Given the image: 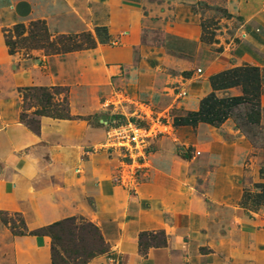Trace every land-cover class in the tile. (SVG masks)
Masks as SVG:
<instances>
[{
    "label": "crops",
    "instance_id": "0c3cea01",
    "mask_svg": "<svg viewBox=\"0 0 264 264\" xmlns=\"http://www.w3.org/2000/svg\"><path fill=\"white\" fill-rule=\"evenodd\" d=\"M232 4L242 39L209 64L202 81L193 73L181 74L193 71L188 41L180 36L174 41L169 33L158 48L142 41L140 27L129 44L106 48L98 42L87 52L36 53V64L13 73L12 88H68L75 119L41 117L36 135L20 123V100L8 102L9 86L0 88V210L21 214L29 230L84 217L99 227L111 247L110 254L90 264H264V213L258 210L264 205L254 206L258 191L239 182L240 162L250 149L227 121L222 131L229 144L213 128L218 168L189 175L174 156L153 154L139 182L125 190L117 183L119 153L101 149L107 125L82 119L108 111L120 97L134 102L170 98L181 87L190 91L186 110L197 111L203 97L214 92L210 78L242 66L260 68L264 104V0ZM131 8L127 15L114 16L113 24L137 27L141 18ZM182 12L176 11V20L193 23L194 16ZM97 27L109 30L96 25L93 34ZM238 90L215 93L237 97ZM195 94H200L197 105L191 107ZM202 125L210 126L201 123L198 129ZM157 231L165 232L167 246L141 254L139 235ZM0 264H52L51 239L12 235L0 220Z\"/></svg>",
    "mask_w": 264,
    "mask_h": 264
},
{
    "label": "rangeland",
    "instance_id": "374dc122",
    "mask_svg": "<svg viewBox=\"0 0 264 264\" xmlns=\"http://www.w3.org/2000/svg\"><path fill=\"white\" fill-rule=\"evenodd\" d=\"M232 2L233 0H0V88L4 90L6 86H9L10 94H8V102L12 97V99L15 97L16 100H20L19 120L24 109L29 108L31 104H40V99H30L25 108L23 100V93L25 92H22L24 88H17L15 86L12 88V75L26 68V66L36 64L33 61L36 53L46 56L53 55H47L44 50L31 49L29 43L22 41L24 36L14 38L19 42L17 45L18 49L14 55H10L8 48L5 46L4 36L6 30L13 29L17 24L29 27L31 22L38 20L46 23L52 38L60 35L93 34L96 25L108 26L112 37L111 42L106 48L118 47L133 42L132 38L136 37V34L138 36L139 27L142 41L158 48L164 47L166 34L171 33L172 40L174 41L176 37L177 39H182L180 37H183L184 40L188 41L186 51L189 53L188 58L190 59L189 62L192 65L191 69L193 71L181 74L184 77H188L193 73L196 75L198 81H202L209 64L217 61L220 53L226 49L228 50L230 45H237L240 43V39H242L240 20L233 11ZM131 7L137 9L135 14L136 19L141 18L139 23L137 21V27L134 28L133 26L131 29V26L127 27V25H121L120 27L114 25L113 22L115 20L113 17L120 14V12L123 15H127L128 11L132 9ZM177 10L178 12L183 11L188 13V15H193V23L189 19L177 21L175 18ZM188 21L190 22L187 23ZM167 38L169 39V37ZM93 49L85 48L69 53L87 52ZM238 91L242 95L241 87H239ZM189 92L186 87H181L170 98L152 97V102L147 100L134 102L120 97L119 101L109 103L107 106L108 111L83 119L96 126L101 125V122L105 123L107 127L113 124L118 125L124 121L123 115L131 116L136 109L141 108V104H146L157 115L169 113L172 120L171 123L174 124L173 131L155 139L149 158L153 154L156 156L172 155L179 163L184 165L183 172L186 171L189 175L191 171L198 173L204 170L216 169L219 166V162L216 159V149L212 147L215 144L214 132L216 130L213 129L215 127L202 125L198 129L199 125L196 128L175 125L177 117L191 112L186 110L184 106ZM65 93H60L54 98L52 109H56L58 101L62 102L64 100ZM225 93L227 94H223V97H234L231 96L230 92ZM33 94L35 95L36 93L33 92ZM198 95L195 94L194 97H191V107H196L198 101L196 97ZM261 107L259 125L252 123L250 120L251 105L247 103H241L233 108L232 116L227 121L231 128L236 131L237 135L246 141L250 149L248 155H245L240 162L242 166V175L240 174L242 177L239 180L240 185L246 189L255 191H259V185L264 184V104L262 100ZM35 111L36 108H29L27 110L26 113L29 115L28 120L32 118L37 120V116L32 115ZM24 126L26 127V125ZM216 129L224 141L229 144L231 141L230 137L222 131L224 129L222 125ZM207 136H209L208 140L210 141H206ZM118 157L121 161L127 162V159L123 155L118 154ZM1 168L2 164H0V171ZM120 169H123V163ZM143 173H137V182L133 186L126 187L123 185L126 188L125 190L134 188V185L139 182ZM119 175L117 179H119ZM258 210H261L263 215L264 208L261 207ZM11 215H14V213ZM13 218L18 220V217L14 216Z\"/></svg>",
    "mask_w": 264,
    "mask_h": 264
},
{
    "label": "trees",
    "instance_id": "16d2710c",
    "mask_svg": "<svg viewBox=\"0 0 264 264\" xmlns=\"http://www.w3.org/2000/svg\"><path fill=\"white\" fill-rule=\"evenodd\" d=\"M5 46L9 54L14 55L18 49L19 42L14 38L23 37L22 41L30 44L33 50H44L47 55L64 54L83 49H92L97 43L109 44L111 36L106 27L95 28V34L83 33L75 36L60 35L52 38L46 23L42 20L33 21L29 27L17 24L11 30L5 31ZM28 32V34H27ZM27 34V36H25ZM22 42V43H23ZM25 44V43H24ZM214 92L203 97L197 111H191L184 116L175 119L176 126L196 128L199 124H208L219 128L232 116V110L241 103L251 105L249 115L252 123L260 124L261 120V97L262 74L258 67L242 66L223 71L210 78ZM241 87L242 95L237 97L218 98L215 91ZM23 100L25 108L30 99L41 100L38 104H31L29 108H36L32 114L37 120L29 119L27 110L20 115V122L36 135L41 131V117H51L60 120H73L70 113L68 100V89L64 87H32L24 88ZM36 93L35 95L33 94ZM65 93L64 100L58 101L56 109H52L54 98L60 93ZM252 116V119H251ZM39 117V118H38ZM82 118V117H79ZM83 119V118H82ZM86 120V119H84ZM259 191L252 200L254 206L264 205V184L259 185ZM18 217L15 220L13 217ZM0 220L7 226L12 235L15 236H36L49 237L51 239L52 264H90L98 256L109 254L110 245L101 233V230L94 223L84 217H69L50 225L29 230L21 214L11 215L0 210ZM164 231L157 233L143 232L138 237L140 253L146 255L148 249L164 248L167 246V239Z\"/></svg>",
    "mask_w": 264,
    "mask_h": 264
},
{
    "label": "built area",
    "instance_id": "2783aa9c",
    "mask_svg": "<svg viewBox=\"0 0 264 264\" xmlns=\"http://www.w3.org/2000/svg\"><path fill=\"white\" fill-rule=\"evenodd\" d=\"M123 116L122 123L108 126L101 149L109 153L118 152L127 159V162L122 161L123 169L117 182L129 187L137 182L138 172L150 167L149 156L155 139L173 131L174 124L169 113L157 115L146 104H141L133 115Z\"/></svg>",
    "mask_w": 264,
    "mask_h": 264
}]
</instances>
